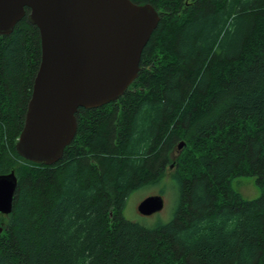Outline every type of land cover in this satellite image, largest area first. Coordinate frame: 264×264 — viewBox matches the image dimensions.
<instances>
[{
    "label": "trees",
    "instance_id": "obj_1",
    "mask_svg": "<svg viewBox=\"0 0 264 264\" xmlns=\"http://www.w3.org/2000/svg\"><path fill=\"white\" fill-rule=\"evenodd\" d=\"M130 1L160 17L138 75L118 100L78 109L52 166L15 151L41 59L29 10L0 36V175L17 181L0 264H264V0ZM170 166L172 218L125 219L128 196ZM238 177L260 196L233 191Z\"/></svg>",
    "mask_w": 264,
    "mask_h": 264
},
{
    "label": "water",
    "instance_id": "obj_2",
    "mask_svg": "<svg viewBox=\"0 0 264 264\" xmlns=\"http://www.w3.org/2000/svg\"><path fill=\"white\" fill-rule=\"evenodd\" d=\"M25 9L39 32L41 59L15 151L52 166L75 137L78 109L118 100L136 79L160 17L130 0H0V36L13 32ZM16 183L13 171L0 175V215L11 212ZM163 206L161 196H148L137 212L149 217Z\"/></svg>",
    "mask_w": 264,
    "mask_h": 264
},
{
    "label": "rangeland",
    "instance_id": "obj_3",
    "mask_svg": "<svg viewBox=\"0 0 264 264\" xmlns=\"http://www.w3.org/2000/svg\"><path fill=\"white\" fill-rule=\"evenodd\" d=\"M182 150L183 148L181 150H178L177 148V156ZM173 173V167L168 168L160 183L155 186H150L135 191L130 196H128L126 205L123 209L124 218L128 221L135 222L146 227H153L157 224L168 222L173 216V211L177 201V186L175 180L172 177ZM231 188L245 200L256 199L260 196V191L257 188L255 179L253 177L234 178L231 180ZM153 195H159L162 197L164 203L162 211L149 217H144L138 214L136 210L137 205L144 198Z\"/></svg>",
    "mask_w": 264,
    "mask_h": 264
},
{
    "label": "bare ground",
    "instance_id": "obj_4",
    "mask_svg": "<svg viewBox=\"0 0 264 264\" xmlns=\"http://www.w3.org/2000/svg\"><path fill=\"white\" fill-rule=\"evenodd\" d=\"M136 210H137V208H136Z\"/></svg>",
    "mask_w": 264,
    "mask_h": 264
}]
</instances>
